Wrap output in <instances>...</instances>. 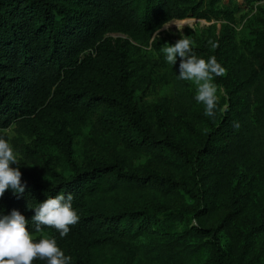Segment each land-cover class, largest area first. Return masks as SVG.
Returning a JSON list of instances; mask_svg holds the SVG:
<instances>
[{"label":"trees","instance_id":"1","mask_svg":"<svg viewBox=\"0 0 264 264\" xmlns=\"http://www.w3.org/2000/svg\"><path fill=\"white\" fill-rule=\"evenodd\" d=\"M240 9L237 0H0V138L26 154L35 149L25 137L46 148L49 175L13 164L26 188L19 198L6 190L0 218L19 210L31 234H38L34 241L55 239L70 264H99L117 245L153 264H264V190L259 197L255 185L264 188V28L253 26L243 48L234 27ZM186 18L221 22L218 47L193 46L198 58L215 56L227 70L213 81L224 88L227 106L217 105L204 130L188 120L190 113L203 118L196 111L202 106L190 82L179 78L181 58L168 64L166 45L155 39L164 24ZM149 48L159 55L166 68L161 76L174 93L144 108L138 94L161 71L149 65ZM89 125L129 151L188 169L192 186L99 161L90 143L78 162L74 143ZM11 127L17 138L10 141ZM183 130L194 134L197 146ZM177 185L192 204L168 213L156 199L123 210L96 199L105 190H149L157 196ZM69 193L79 221L68 235L47 226L36 232L35 208ZM244 217L250 222L243 230Z\"/></svg>","mask_w":264,"mask_h":264},{"label":"rangeland","instance_id":"2","mask_svg":"<svg viewBox=\"0 0 264 264\" xmlns=\"http://www.w3.org/2000/svg\"><path fill=\"white\" fill-rule=\"evenodd\" d=\"M229 0H222V5H225ZM241 6L240 12L237 16V22L234 27L237 30L238 41L241 46L244 48L249 45L252 38V29L253 26H261L264 28V0L256 2L255 4H249L246 0H237ZM184 21V22H180ZM183 23V24H182ZM179 24L183 27V32L181 33L177 29ZM167 25H170L169 29L162 28L155 34L156 41H159L166 46L174 45L179 39L182 38V35L185 38H188L192 42V46L200 44V42L206 43L209 47V41L214 42L218 37L221 22L216 21H207L204 19L198 18H186L183 20H173ZM159 33V35H158ZM115 38L121 37L125 38L122 34H112ZM150 56H147V59L150 60V64H154V68L161 69L160 74L155 76L145 87L143 92H139L138 100L144 108H153L154 104L158 103L165 96H169L174 93V87L172 83H167L165 78L161 76L166 68L161 67V59L157 53L153 50ZM179 59V56L177 57ZM192 89L196 93V86L193 82L189 81ZM217 86V84H216ZM217 96L218 102L217 105L222 104V109L224 110L227 104H223L225 91L223 87H219ZM201 105L200 111L203 118H200V115L195 113H190L188 120L197 130H204L208 124L210 117L204 114L205 105ZM199 113V114H200ZM10 141L17 138L16 133L13 131V128L6 130ZM183 136H186V139L190 145L197 146L198 141L194 134L190 133L187 130H183ZM24 142L30 144L34 147L35 152L33 153H23L19 151L14 143L11 141L10 144L14 149L15 154L19 160V166L24 168L27 172L32 174L40 175L42 177H49L48 175V151L46 148L42 147L40 144L33 141L31 138L25 137ZM87 143H90V147L93 150V154L99 161H118L122 163L127 171L135 170L141 174L148 173L151 171L158 172L164 176H170L177 180L184 179L188 181L189 186H192L193 181L191 174L188 169L178 166L176 164L166 162L161 159L159 156L150 153H134L132 151L124 148L112 135L104 134L97 131L94 126L85 127L83 134L78 137L74 143V157L78 162H82L85 155V150ZM60 154V152L55 151ZM31 157L35 159L31 160ZM58 171L67 173L65 169L61 166L58 167ZM255 185L259 187L258 196H262L264 188L260 183L256 182ZM261 187V188H260ZM155 193L149 190H123V191H103L96 196V199L99 198L100 202L105 205L111 206L115 209L123 210L124 208L130 209H139L143 205L147 204L150 200H157L158 206L161 208L162 212L168 213L175 210H181L185 206L192 204V199L190 196L185 193L181 186L177 185L172 189V192L160 191L157 196H154ZM250 218L244 217L241 221L240 226L244 230L249 226ZM194 224V219L191 220V224ZM185 224H188V220L185 222H179L174 225L175 228H182ZM33 238L38 234H32ZM99 264H153L142 257H140L136 252L132 255L129 252V249H125L121 245L110 246L105 256L99 261Z\"/></svg>","mask_w":264,"mask_h":264},{"label":"clouds","instance_id":"3","mask_svg":"<svg viewBox=\"0 0 264 264\" xmlns=\"http://www.w3.org/2000/svg\"><path fill=\"white\" fill-rule=\"evenodd\" d=\"M176 25L182 33L183 27ZM162 28L169 29L170 25L164 24ZM209 44L213 49L218 47L212 41ZM162 51L170 65H176L178 56L181 58L179 78L195 84L196 101L205 105L206 116L214 118L218 88L213 81L215 77L225 76L226 68L217 62L215 56L207 60L198 58L193 53L192 42L183 35L174 45L163 47ZM13 164H19L18 157L9 142L0 138V198L8 189L17 198L25 192L26 184L21 182L20 168L12 167ZM72 199L70 193L67 196L59 194L40 203L32 217L36 232L41 231V226H47L55 228L61 237L67 236L70 226L79 221L72 207ZM36 259L46 260L47 264H70L71 261V257L65 255L55 239L42 238L35 242L29 231L28 220L19 210L13 209L9 215L0 218V264H33Z\"/></svg>","mask_w":264,"mask_h":264},{"label":"bare ground","instance_id":"4","mask_svg":"<svg viewBox=\"0 0 264 264\" xmlns=\"http://www.w3.org/2000/svg\"><path fill=\"white\" fill-rule=\"evenodd\" d=\"M180 22H184V21H180ZM183 24V23H182Z\"/></svg>","mask_w":264,"mask_h":264}]
</instances>
